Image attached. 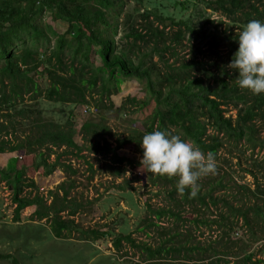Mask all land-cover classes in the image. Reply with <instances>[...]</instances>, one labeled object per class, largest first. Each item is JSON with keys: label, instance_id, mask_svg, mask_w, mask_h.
I'll return each instance as SVG.
<instances>
[{"label": "trees", "instance_id": "obj_1", "mask_svg": "<svg viewBox=\"0 0 264 264\" xmlns=\"http://www.w3.org/2000/svg\"><path fill=\"white\" fill-rule=\"evenodd\" d=\"M167 1L177 12L168 13L164 3L148 9L145 0H0V154L34 157L36 161L31 167L34 171L42 169L45 175L52 174L58 166L74 174L70 165H60L59 160L49 164V155L42 151L65 148V154L78 157L82 147L75 141L74 123L67 120L61 125L46 119L39 108V101L44 98L52 103L89 106L93 92L101 95L102 99L96 104L99 108L103 99L110 103L111 95L117 93L119 79L122 82L135 80L147 92L145 101L128 98L126 103L136 109L154 103V110L144 123L143 131L131 129L123 138L111 132L105 119L96 124L84 123L79 134L84 141L97 140L92 144L94 153H111L114 161L129 162L126 158H119L117 151L133 146L141 152L139 143L143 135L154 130L179 134L203 152L213 153L215 158L226 142H233L237 147L246 140L253 148L258 146L256 136L264 129V94L254 95L239 88L236 73L227 65L238 48L236 39L243 26L253 19L264 21V0H195V5L201 6V10L184 19L177 17L187 9L189 0ZM208 10L211 15L207 14ZM45 14L66 23L67 32L59 35L54 31L45 23ZM212 15H218L220 20L216 22ZM222 19L238 31L228 27L223 31V37L218 31ZM200 20L204 22L201 24ZM67 36H71L69 40ZM52 41L54 45L51 46ZM223 43L228 47L224 56L219 52ZM203 45L207 46V51ZM185 48L192 54L191 58L181 56ZM214 50H217L215 58L207 55ZM94 56L99 58L98 64H95ZM154 57L158 58L157 62ZM32 74L46 78L48 86L43 88ZM26 95H31L28 104L24 102ZM231 108L237 111L236 119L227 117ZM118 111L128 113L125 103ZM258 121H262V127L257 126ZM209 129L215 134L208 135ZM18 132L19 136L16 135ZM105 136L117 137L115 149L110 148ZM99 139L104 144L98 142ZM25 174L24 168L14 167L8 172L0 169V182H6L13 188L16 220L26 206H35V215L40 220L48 218L52 209L56 235L70 230L74 221L63 220L59 216L68 208L67 205L53 209L41 197H19L24 187L35 188L32 181L24 185ZM156 177L161 183L165 181L170 185L168 197L180 208L196 204L207 210L218 207L219 199L214 197V191L224 187L220 182L209 187L207 193H202L203 189L199 187L197 196L190 198L189 190L184 195L177 192L175 177ZM254 179L253 191L245 187L241 189L264 202V182ZM152 182L156 184L157 181ZM67 196L68 191L65 190L63 202H67ZM224 203L232 209L227 202ZM252 210H256L258 216H264L260 206ZM70 213L73 215L76 211L71 210ZM151 213L155 220L166 215L180 219L170 210ZM239 215L249 226L246 214ZM224 217L221 216L222 220L230 224L237 223V220L234 222ZM193 222L202 224L199 219ZM149 226L157 224L150 219ZM223 234L229 237L228 233ZM180 235H170L166 244ZM126 240L132 242L130 237ZM166 244L155 250L143 247L148 261L153 264H175L174 261L181 260V264H264V261L255 260L252 253L245 254L238 263L222 258L226 253H215L222 256L204 263L202 258L193 260L190 256L181 255L205 249ZM10 258V255H0V260ZM12 263L17 264L15 261Z\"/></svg>", "mask_w": 264, "mask_h": 264}, {"label": "rangeland", "instance_id": "obj_2", "mask_svg": "<svg viewBox=\"0 0 264 264\" xmlns=\"http://www.w3.org/2000/svg\"><path fill=\"white\" fill-rule=\"evenodd\" d=\"M160 3L165 4L168 13L177 12L167 0H145L148 9ZM195 3V0H189L187 9L177 18L184 19L201 10L202 7ZM207 14L211 15V12L208 10ZM43 19L59 35L67 32L66 23L53 20L49 14H45ZM212 19L218 22L220 17L212 15ZM194 20L199 22L196 18ZM222 20L218 31L223 37V31L228 27L238 31L226 19ZM203 22L200 20L201 24ZM70 37L66 38L69 40ZM226 43L219 47L222 55L228 51ZM50 45H54V42ZM203 48L207 51L206 45ZM216 53L217 50H214L207 55L211 54L215 58ZM191 55L187 48L181 52V56L185 58H191ZM93 60L95 64L100 62L97 56ZM154 61L157 62L158 58L154 57ZM34 79L43 88L48 86L46 78ZM117 88V93L110 97V103L103 99L99 108H96V104L102 99L101 95L93 92V99L89 98V106L58 104L40 99L39 108L46 119L61 125L67 120L74 123V138L82 147L78 157L65 154V148L54 149L52 152L42 150L49 155V164L59 160L60 165H70L74 174L58 166L52 174L45 175L42 169L34 171L31 167L32 162L36 161L34 157L17 153L0 154L1 170L8 172L14 167L24 168V185L31 181L35 184V188L24 187L19 193L20 198L41 197L53 209L67 205L68 208L60 212L59 216L63 220L74 221L70 230L62 231L57 236L53 231L55 212L52 209L48 218L40 220L35 215L37 208L26 206L16 220L13 188L6 182H0V255L11 256L9 260H0V264H13V261L17 264H153L148 261V254L143 251V247L155 250L166 244L169 236L176 233H180V237L166 246L185 245L186 248L200 247L206 250L181 255L190 256L193 260L202 258L204 263H208L211 259L222 256L215 253H226L222 258L238 263L245 254L252 253L255 260L264 261V216H258L256 210H252L258 205L264 211V202L256 200L250 192L241 189L245 187L253 191L254 177L258 182H264V129L256 136L258 146L255 148L246 140L237 147L233 142H226L218 152L215 174L205 176L198 182L203 189L202 193H207L209 187L222 183L224 187L214 191V197L219 199L217 208L207 210L198 204L194 207L183 205L180 208L168 197L170 185H166L165 181L161 183L156 174L148 173L141 167L142 151H136L133 146L124 147L117 151V155L129 162H118L113 160L111 153L103 155L93 152L92 144L97 140H82L79 134L82 125L86 122L100 123L103 119L118 137H125L131 129L144 130V123L152 114L154 103L142 109L126 103L128 98L145 101L147 92L144 86L135 80L122 82L119 79ZM29 96L31 95L25 96V104L31 102ZM124 103L127 114L118 111ZM229 110L227 117L236 119L237 111L234 108ZM257 126L262 127V121H258ZM213 134L214 131L209 129L208 135ZM16 135L19 136L20 133ZM115 138L117 137H104L111 149L116 147ZM98 142L104 144L101 139ZM152 181L157 182L154 184ZM65 190L68 191L67 202H63ZM224 202L232 206V209ZM162 209L172 211L180 219L166 215L155 220L151 211ZM71 210L76 213L71 215ZM239 214H246L249 226L245 225L244 218ZM221 216L229 217L234 222L237 220V223L230 224L222 220ZM150 219L157 226L150 227ZM195 219L202 221V224L194 223ZM127 237L132 242L126 240ZM174 262L181 264L183 260Z\"/></svg>", "mask_w": 264, "mask_h": 264}, {"label": "clouds", "instance_id": "obj_3", "mask_svg": "<svg viewBox=\"0 0 264 264\" xmlns=\"http://www.w3.org/2000/svg\"><path fill=\"white\" fill-rule=\"evenodd\" d=\"M238 48L227 68L236 73L239 88L254 95L264 94V21L253 19L239 31ZM140 165L148 173L176 178V190L190 198L199 192V181L215 174L217 161L213 153L203 152L199 146L179 134L154 130L143 135L140 143Z\"/></svg>", "mask_w": 264, "mask_h": 264}]
</instances>
